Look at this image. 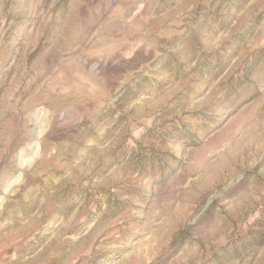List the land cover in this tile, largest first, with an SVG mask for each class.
Listing matches in <instances>:
<instances>
[{
  "label": "rangeland",
  "instance_id": "374dc122",
  "mask_svg": "<svg viewBox=\"0 0 264 264\" xmlns=\"http://www.w3.org/2000/svg\"><path fill=\"white\" fill-rule=\"evenodd\" d=\"M0 264H264V0H0Z\"/></svg>",
  "mask_w": 264,
  "mask_h": 264
}]
</instances>
